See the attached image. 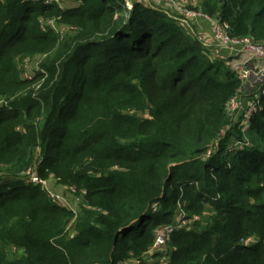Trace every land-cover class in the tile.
<instances>
[{"label": "trees", "instance_id": "1", "mask_svg": "<svg viewBox=\"0 0 264 264\" xmlns=\"http://www.w3.org/2000/svg\"><path fill=\"white\" fill-rule=\"evenodd\" d=\"M71 1L0 0V264L144 260L181 213L200 220L155 264H264V85L243 132L229 107L244 82L189 29L126 0ZM189 8L264 43V0ZM36 150L43 179L86 193L73 239V213L21 180Z\"/></svg>", "mask_w": 264, "mask_h": 264}, {"label": "built area", "instance_id": "2", "mask_svg": "<svg viewBox=\"0 0 264 264\" xmlns=\"http://www.w3.org/2000/svg\"><path fill=\"white\" fill-rule=\"evenodd\" d=\"M65 0H44L45 5H58L60 8L64 9L62 7L63 2ZM153 2L157 5L163 4L164 6L168 7L167 9L171 11L174 15V19L178 21L183 27L190 30L191 28V22L198 18H205L209 19L212 22V33L214 40L216 43H218L219 46L223 48H240L242 52H244L250 60H255L256 62L260 63L261 66L254 72V79L250 80L251 78V72L244 68V65L242 63L232 66V69L239 75V78L244 82V89L242 90L243 94H248V89L251 87V89L255 90L257 89V92L251 96L252 101L247 109L246 113L244 114L246 120L243 123V127L246 130L249 128V123L252 115L257 111L259 100L258 96H260V92L262 91L261 85H264V43H255L251 39L245 38V39H234L229 36V26L227 24H220L219 22L210 19L209 17L203 15L202 13L196 12L194 10H191L189 8V0L188 2L186 0H144ZM127 2V1H126ZM141 0H131V3H140ZM55 24V21H49L48 25L52 26ZM214 58L218 59L219 61L221 58L219 57L218 53H212ZM223 61V60H222ZM258 87V88H257ZM240 96L233 99L231 102V105L229 107V111L231 114L235 117L238 116L240 111L243 108L242 103L239 101ZM3 106H8V101L5 98H0V108ZM243 131V132H245ZM246 144L249 145V142L246 141ZM235 146L239 147L240 149L244 148L243 144L236 143ZM42 158H40V164L42 163ZM39 165L35 164L31 166L26 172H22L20 174L21 180L28 186H35V187H41L43 190L46 191L49 198L59 207L65 208L68 211L72 212L74 215L73 220L70 222L66 229V233L68 236L73 239L76 236V222L78 219V216L80 212L76 210L72 205L70 200L62 196L58 193H56L54 190H52L49 186V180L43 179L38 171ZM70 191L74 194H78L79 201L83 202V196L86 194L85 192H82L81 194L78 193L75 189L70 188ZM199 217H195L194 219L188 220L186 219L185 214H180V216L177 218L175 224L170 225L169 227H165L162 229L155 241L154 246L150 250L149 253L145 255L146 257H153L157 252L164 251V247L170 240L171 234L175 230H183L184 228L188 227L190 223L199 221ZM253 241L248 240L246 243L251 244ZM144 258V259H145ZM164 263V259L162 260ZM161 262V264H163ZM124 264H146L145 260H139V259H133L130 260Z\"/></svg>", "mask_w": 264, "mask_h": 264}, {"label": "crops", "instance_id": "3", "mask_svg": "<svg viewBox=\"0 0 264 264\" xmlns=\"http://www.w3.org/2000/svg\"><path fill=\"white\" fill-rule=\"evenodd\" d=\"M197 5V4H196ZM195 7V5L190 6ZM188 32L201 40L204 45L207 47L209 51L212 53H218L219 57L221 58L220 61L227 62V65H229L231 68L234 65L242 63L244 65V68L249 70L251 72V78L250 80L254 79V72L261 66L260 63L256 62L255 60H250L248 56L241 51L240 48H223L216 43L213 37L212 33V22L209 19L205 18H198L191 22V28L188 30ZM247 95V94H246ZM239 101L242 103L243 108L239 113V117L244 115L247 111V106L249 108L252 98H249L247 96L241 95ZM51 185L55 184L57 185V188H55V191L57 193H63L70 189L64 186L58 185L57 181L54 178L49 179ZM54 189V188H53ZM146 264H155L156 259L155 257H146L145 259ZM162 260L160 261L161 264Z\"/></svg>", "mask_w": 264, "mask_h": 264}, {"label": "rangeland", "instance_id": "4", "mask_svg": "<svg viewBox=\"0 0 264 264\" xmlns=\"http://www.w3.org/2000/svg\"><path fill=\"white\" fill-rule=\"evenodd\" d=\"M126 6L129 10H132L133 9V4L131 3V0H126ZM188 2V0H186ZM140 5H143L145 6L146 8H149V9H154L158 12H160L161 14H164L166 16H169V17H173L174 18V15L171 11H169L166 7L164 6L163 4L161 5H157L153 2H149V1H144V0H141L140 3H138ZM189 4V7L190 6H193L197 4V0H189L188 2ZM62 7H64V9H67V8H74L76 7L75 3L71 0H65L63 2V5ZM125 16L127 17V14H125ZM180 24V23H179ZM181 25V24H180ZM182 26V25H181ZM52 29L56 30V32H58L61 36H64L66 34H68V32H70L69 30H74V28L72 27H69L67 25H63L59 22H56L55 21V24H53L51 26ZM45 61V57L42 56V55H39V56H35L34 58H25V60H23L20 64V67L22 68V75L23 77L25 78H30V77H34L38 72H41L42 70V64L44 63ZM258 88V87H257ZM257 92V89L255 90L254 89H251V87H249L248 89V94L246 95V93L244 94V96H247L249 98H251V96L253 94H255ZM247 109H248V106H247ZM239 115V114H238ZM141 117H144L143 115H140ZM242 117V116H241ZM246 120L245 116L243 115V118L240 120V118L237 120L238 121H241L242 124L244 123V121ZM242 131H245L244 127H243V130ZM232 150H229L228 153H231ZM40 158H41V153H40V150H36L33 152V155H32V160H33V165L37 164L39 165L40 164ZM49 186L52 190L55 191V188H57V185L53 184L51 185L50 181H49ZM61 186V185H60ZM54 188V189H53ZM56 192V191H55ZM58 192V190H57ZM56 192V193H57ZM62 196H65L67 197L70 202H71V205L76 209L78 210L79 212H81V209H82V204L83 202L81 203L79 201V195L78 194H74L70 191V189L66 192H63V193H58ZM170 226V225H169ZM169 226H166V227H169ZM10 252V251H9ZM164 251H161L160 253H163ZM163 263V262H162Z\"/></svg>", "mask_w": 264, "mask_h": 264}]
</instances>
